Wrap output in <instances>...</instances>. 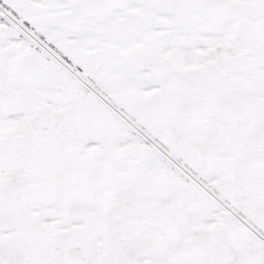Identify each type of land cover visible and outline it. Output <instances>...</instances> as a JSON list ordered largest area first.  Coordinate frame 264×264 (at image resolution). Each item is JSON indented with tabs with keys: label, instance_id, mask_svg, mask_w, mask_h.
Returning a JSON list of instances; mask_svg holds the SVG:
<instances>
[{
	"label": "snow or ice",
	"instance_id": "snow-or-ice-1",
	"mask_svg": "<svg viewBox=\"0 0 264 264\" xmlns=\"http://www.w3.org/2000/svg\"><path fill=\"white\" fill-rule=\"evenodd\" d=\"M0 264H264V0H0Z\"/></svg>",
	"mask_w": 264,
	"mask_h": 264
}]
</instances>
